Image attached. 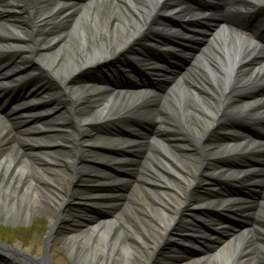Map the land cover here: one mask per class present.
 Masks as SVG:
<instances>
[{
  "label": "bare ground",
  "instance_id": "bare-ground-1",
  "mask_svg": "<svg viewBox=\"0 0 264 264\" xmlns=\"http://www.w3.org/2000/svg\"><path fill=\"white\" fill-rule=\"evenodd\" d=\"M232 6L226 1L225 7ZM215 13L180 0H0V60H6L2 68L11 57L12 72L37 80L43 88L0 113V205L4 210L8 212L16 200L18 211L26 212L24 203L43 198L50 207L45 209L53 232L68 223L67 205L93 200L90 183L98 167L110 168L97 179L105 185L100 192L103 205L123 200L116 188L125 180L113 169L132 168L139 180L122 211L127 219L121 215L113 221L92 219L86 230L66 237L76 264H118L112 259L127 249L142 252L139 264H154L156 252L174 240L185 245L196 239L210 243L216 234L207 232L204 223L229 237L196 264H264V167L246 162L250 157H264V140L227 127L228 122L249 116L264 123V94L254 97L246 115L245 104L236 103L248 92L264 89L262 42L231 32L222 22L214 23L205 44L187 54L190 65L168 74L170 84L163 93L80 79L88 66L101 80H108V76L100 78L104 72L109 77L129 72L127 63L112 65L113 59L134 49H140L146 59V45L159 44L156 34L164 16L184 15L205 25L212 23ZM196 28L199 33L204 30ZM155 62L159 69L150 73L156 78L166 76V63ZM137 64L147 66L143 61ZM6 77L5 84L12 82L10 74ZM31 107L41 110L33 113ZM44 116L49 118L50 132L42 135L31 122ZM141 120L155 123L153 136L135 130ZM121 121L131 138H109L104 147L116 154L98 156L102 144L94 139L96 131L115 132L113 127ZM222 131H231L232 137L225 138ZM141 149L143 159L125 154ZM228 159L245 161L231 169L216 167L218 161ZM212 179L242 181L258 189L261 199L231 195L207 200L206 193H215ZM199 189L207 192L200 194ZM213 210L251 216V225L243 229L223 225L211 215ZM185 215L192 223L185 230L189 236L182 238L177 230ZM0 252L13 256L2 248ZM175 255L173 251L171 258Z\"/></svg>",
  "mask_w": 264,
  "mask_h": 264
},
{
  "label": "rangeland",
  "instance_id": "rangeland-1",
  "mask_svg": "<svg viewBox=\"0 0 264 264\" xmlns=\"http://www.w3.org/2000/svg\"><path fill=\"white\" fill-rule=\"evenodd\" d=\"M150 129L151 131L153 130V128ZM143 133L145 134V132ZM25 153H28V151ZM131 172H133L132 168L122 170V173L127 174L126 176L131 178L128 179L130 182L135 181V179L138 181V176H134L135 174ZM131 176H134L135 179ZM96 180L97 178H94L93 182L90 184L95 185L94 181L96 182ZM134 184L135 182L133 184L127 182L124 183V185L119 186V189L117 188V190L120 191H118V193L120 194V197H123V200H118L109 204L110 207H103L105 209L100 207L101 209L98 214L93 215L91 213L90 210L95 204L94 201L91 200L86 203L78 201L73 202L71 206L67 205L65 207L64 214L66 215L68 223L60 225L58 229L53 230V232L50 228L51 218L47 212L48 210L45 209V207L48 209H50V207H48L49 204L45 199L42 198L30 202L29 204L24 203L27 205L26 212H22V210L18 211L21 207L16 200L11 202L8 212H6L4 207L0 205V243H4V245L12 247L15 251H21L26 256L38 261L44 259L43 254L46 249L48 251V264H76L75 252H70V242L66 240V237L86 230L89 227V222L91 220L90 217L92 216L93 219L98 221H113L121 215V219L126 220L127 215L125 214L123 216L122 211L125 207V202L126 204L128 202L127 199ZM94 185L91 187H94ZM198 191L204 192L203 189H199ZM66 198L69 199L67 196ZM6 202L8 203L9 200ZM234 217L236 218V216ZM185 221L186 219L180 223L177 233L179 232V229L186 227L185 224L183 225ZM208 231L213 232V230L210 229ZM228 236L229 234L222 232L216 235L213 239L214 241L211 243H205L204 241L197 240L191 243L189 247L183 251L176 246L177 243H182V241L180 242L177 238H174L177 240H174L171 245L162 246L160 250L156 252L154 264H188L192 261H194L192 264H196L198 260L212 254V251L217 248L218 244L224 242ZM78 245L81 247L83 246L81 242ZM173 251H175V253L176 251L179 253H177L175 257L171 258ZM134 252H136V254ZM141 253L142 252L139 249L136 251L127 249L123 250L119 257L114 256L112 260L117 261L118 264H139L138 256ZM2 256L0 257V264H5ZM11 258L12 260L18 262L15 263L22 264L18 258L17 260L13 257Z\"/></svg>",
  "mask_w": 264,
  "mask_h": 264
},
{
  "label": "water",
  "instance_id": "water-1",
  "mask_svg": "<svg viewBox=\"0 0 264 264\" xmlns=\"http://www.w3.org/2000/svg\"><path fill=\"white\" fill-rule=\"evenodd\" d=\"M36 82H37V81H32V83H36ZM262 94H263V92H262ZM243 194H244V193H243ZM235 225L238 226L239 228H242L244 224H241V223H239V222H236ZM44 256H45V260H47V253H46V252L44 253Z\"/></svg>",
  "mask_w": 264,
  "mask_h": 264
}]
</instances>
